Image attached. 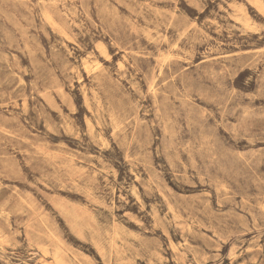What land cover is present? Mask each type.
Here are the masks:
<instances>
[{
    "label": "rangeland",
    "instance_id": "1",
    "mask_svg": "<svg viewBox=\"0 0 264 264\" xmlns=\"http://www.w3.org/2000/svg\"><path fill=\"white\" fill-rule=\"evenodd\" d=\"M0 264H264V0H0Z\"/></svg>",
    "mask_w": 264,
    "mask_h": 264
}]
</instances>
